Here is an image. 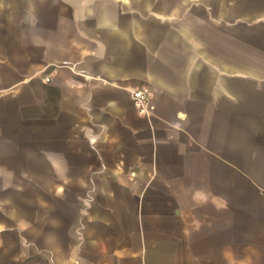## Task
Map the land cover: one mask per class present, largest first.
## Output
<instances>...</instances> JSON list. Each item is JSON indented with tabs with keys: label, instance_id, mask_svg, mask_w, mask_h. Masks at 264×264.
Segmentation results:
<instances>
[{
	"label": "crops",
	"instance_id": "crops-1",
	"mask_svg": "<svg viewBox=\"0 0 264 264\" xmlns=\"http://www.w3.org/2000/svg\"><path fill=\"white\" fill-rule=\"evenodd\" d=\"M0 264H264V0H0Z\"/></svg>",
	"mask_w": 264,
	"mask_h": 264
},
{
	"label": "built area",
	"instance_id": "built-area-1",
	"mask_svg": "<svg viewBox=\"0 0 264 264\" xmlns=\"http://www.w3.org/2000/svg\"><path fill=\"white\" fill-rule=\"evenodd\" d=\"M50 77L46 76L44 82H50ZM134 106L141 116H150L155 110L152 102V93L145 86L136 87L131 92Z\"/></svg>",
	"mask_w": 264,
	"mask_h": 264
}]
</instances>
